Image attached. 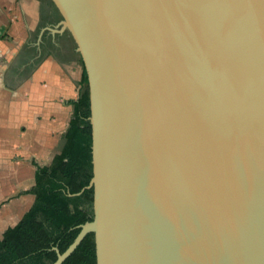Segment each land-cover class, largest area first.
<instances>
[{"label": "water", "instance_id": "water-1", "mask_svg": "<svg viewBox=\"0 0 264 264\" xmlns=\"http://www.w3.org/2000/svg\"><path fill=\"white\" fill-rule=\"evenodd\" d=\"M92 97L98 264H264L261 0H52Z\"/></svg>", "mask_w": 264, "mask_h": 264}, {"label": "crops", "instance_id": "crops-1", "mask_svg": "<svg viewBox=\"0 0 264 264\" xmlns=\"http://www.w3.org/2000/svg\"><path fill=\"white\" fill-rule=\"evenodd\" d=\"M48 3L0 0V238L35 205L36 171L64 148L82 90L84 59L42 16Z\"/></svg>", "mask_w": 264, "mask_h": 264}, {"label": "trees", "instance_id": "trees-1", "mask_svg": "<svg viewBox=\"0 0 264 264\" xmlns=\"http://www.w3.org/2000/svg\"><path fill=\"white\" fill-rule=\"evenodd\" d=\"M64 148L36 171L35 205L0 238V264H53L95 217L92 97L84 71L82 90ZM62 264H98L97 235L89 232Z\"/></svg>", "mask_w": 264, "mask_h": 264}, {"label": "flooded vegetation", "instance_id": "flooded-vegetation-1", "mask_svg": "<svg viewBox=\"0 0 264 264\" xmlns=\"http://www.w3.org/2000/svg\"><path fill=\"white\" fill-rule=\"evenodd\" d=\"M59 13L60 11L58 10L54 2L52 0H49V3L45 6V8L42 11V16L45 19H49L50 21L53 22L56 18H58Z\"/></svg>", "mask_w": 264, "mask_h": 264}, {"label": "rangeland", "instance_id": "rangeland-1", "mask_svg": "<svg viewBox=\"0 0 264 264\" xmlns=\"http://www.w3.org/2000/svg\"><path fill=\"white\" fill-rule=\"evenodd\" d=\"M49 1V0H48ZM15 11H18V12H20V10H19V8H16V10ZM41 12H42V10H40ZM62 19V14H58V18H56L55 20H57V21H60ZM58 149H59V147H57ZM53 154V153H52ZM49 159H50V156H49ZM48 159V160H49ZM38 160H40L41 161V163H45L46 161H48V160H42V159H38ZM35 181H36V176H35ZM36 185V184H35ZM17 195H18V197L21 195V192L20 191H18L17 192ZM37 195V194H36ZM9 201V200H8Z\"/></svg>", "mask_w": 264, "mask_h": 264}, {"label": "bare ground", "instance_id": "bare-ground-1", "mask_svg": "<svg viewBox=\"0 0 264 264\" xmlns=\"http://www.w3.org/2000/svg\"><path fill=\"white\" fill-rule=\"evenodd\" d=\"M261 1H262L261 3L264 4V0H261Z\"/></svg>", "mask_w": 264, "mask_h": 264}]
</instances>
